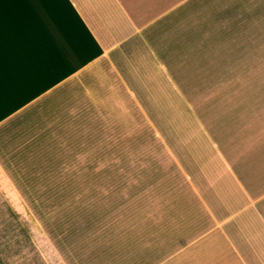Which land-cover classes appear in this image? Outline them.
I'll use <instances>...</instances> for the list:
<instances>
[{
  "label": "crops",
  "instance_id": "crops-1",
  "mask_svg": "<svg viewBox=\"0 0 264 264\" xmlns=\"http://www.w3.org/2000/svg\"><path fill=\"white\" fill-rule=\"evenodd\" d=\"M237 2L264 11V0ZM207 5L0 0V176L14 195L56 196L41 200L53 212L39 224L60 264H264V134L256 110L237 107L256 80L235 64L239 44L209 45ZM253 8L249 68L264 58ZM146 130L159 137L148 143L158 155L144 157ZM75 146L86 150L67 162L84 168L54 176L78 186L18 187L20 165H48L49 148ZM128 164L135 191L123 188ZM159 164L167 169L157 174ZM97 180L121 183L98 189ZM66 207L74 214L64 220ZM38 251L35 264H50Z\"/></svg>",
  "mask_w": 264,
  "mask_h": 264
},
{
  "label": "rangeland",
  "instance_id": "rangeland-1",
  "mask_svg": "<svg viewBox=\"0 0 264 264\" xmlns=\"http://www.w3.org/2000/svg\"><path fill=\"white\" fill-rule=\"evenodd\" d=\"M240 2V1H239ZM208 43L209 45L219 44L224 42L225 44H234L240 45L241 50L238 51L235 55L236 57L235 64L240 66V74L247 75L251 71L250 75L253 79L256 80L254 84H251V93L252 97L250 100L241 99L237 103V107L240 108H250L254 114V120H256V127L254 131L257 133V138L261 133L264 134V58L263 55L257 60V66L253 65L248 67V30H249V18L248 10L249 7H254L253 11H259L260 15L257 19L255 14L252 21L253 31L256 29L264 28V11L262 9H256V4L248 3H236L233 4L232 0H208ZM236 6V7H234ZM258 6V5H257ZM236 8V9H235ZM246 31V32H245ZM244 47H246L245 50ZM264 52H259L261 55ZM232 54V53H231ZM226 56V55H223ZM226 61H221V65H226ZM221 69V68H220ZM226 68L221 69V71L226 72ZM218 87L220 84L210 85ZM241 91H248V84L240 85ZM102 117H96L98 120ZM128 138L133 139V132L128 131ZM177 134V132H175ZM115 134V133H114ZM185 135L187 138H192L191 133L181 132L179 137L181 140H184ZM139 139L144 140L146 143L144 157H150L152 155H158V153H153L154 149L148 145V143L153 142L156 139H159L156 136L155 130H146L142 133H139ZM84 148L73 147V148H49V164L41 165L40 163L33 164H22L21 169L27 171V179L22 180L18 179L16 181L18 187L22 188L26 192L30 191H39L42 189H52L58 186L68 187L79 184V181H72L69 179L57 180L55 179V174L60 171H71L74 167L83 169L84 165H76L68 163L67 161L73 160L80 154H83ZM98 155H99V149ZM130 156H136L137 152L134 149V152L129 154ZM132 159V158H130ZM34 160V159H33ZM40 160L38 156L35 158V161ZM60 160V162H58ZM65 162V163H64ZM61 163V164H59ZM64 163V164H62ZM158 172H161L163 169H167L166 165L159 164ZM31 169V170H30ZM29 171H32V174H29ZM128 175L129 178L126 181H123L124 189L127 191H132L136 189V165L128 164ZM43 172V175H42ZM45 173L49 174V179H46ZM148 170H143L140 172L143 177L145 174V180L141 179L142 185L147 186L150 181L146 176ZM31 175V176H30ZM31 177V178H30ZM43 177V178H41ZM84 181H80V184L83 185ZM88 182V181H87ZM104 180H97L95 184L98 189H106L108 186L105 184ZM126 184H125V183ZM121 183V181H108V185L114 187L115 184ZM73 184V185H72ZM84 187V185L82 186ZM88 187V186H87ZM132 188V189H130ZM44 198L56 199V196L48 194L41 195L35 193L27 196H18L10 190V185L5 180L3 176H0V250H2L3 257L8 260L9 264H16V262H24L25 264H35L36 261L40 260L39 248L44 250V256L49 260L50 264H60L56 255L50 249V246L44 239V234L40 229L39 221L42 215H51L53 211H45L44 213L40 210L41 200ZM62 198V197H61ZM72 198V197H70ZM26 201V202H25ZM31 208V209H30ZM55 212V211H54ZM78 213V212H77ZM74 214L72 207H66L64 211L60 213L62 216H69ZM81 215L87 213H80ZM80 220H83V216H80ZM64 220H67L64 218ZM69 220V219H68Z\"/></svg>",
  "mask_w": 264,
  "mask_h": 264
}]
</instances>
